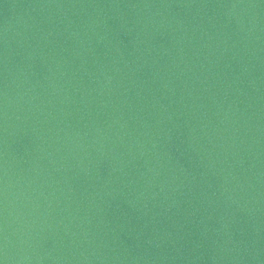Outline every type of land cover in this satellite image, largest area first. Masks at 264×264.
I'll return each instance as SVG.
<instances>
[{
  "label": "water",
  "instance_id": "water-1",
  "mask_svg": "<svg viewBox=\"0 0 264 264\" xmlns=\"http://www.w3.org/2000/svg\"><path fill=\"white\" fill-rule=\"evenodd\" d=\"M0 264H264V0H0Z\"/></svg>",
  "mask_w": 264,
  "mask_h": 264
}]
</instances>
